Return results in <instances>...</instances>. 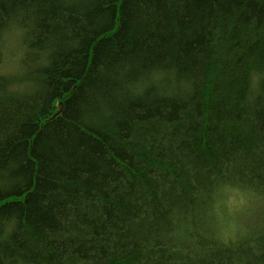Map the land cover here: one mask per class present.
I'll use <instances>...</instances> for the list:
<instances>
[{
	"label": "trees",
	"instance_id": "16d2710c",
	"mask_svg": "<svg viewBox=\"0 0 264 264\" xmlns=\"http://www.w3.org/2000/svg\"><path fill=\"white\" fill-rule=\"evenodd\" d=\"M0 67V264H264V0H0Z\"/></svg>",
	"mask_w": 264,
	"mask_h": 264
},
{
	"label": "rangeland",
	"instance_id": "374dc122",
	"mask_svg": "<svg viewBox=\"0 0 264 264\" xmlns=\"http://www.w3.org/2000/svg\"><path fill=\"white\" fill-rule=\"evenodd\" d=\"M246 196L240 191H234L225 198V207L228 217L234 215L235 220L238 218L245 219V215L250 212L248 211V206H253L251 203H249V201H243L244 197Z\"/></svg>",
	"mask_w": 264,
	"mask_h": 264
},
{
	"label": "snow or ice",
	"instance_id": "6c2138e0",
	"mask_svg": "<svg viewBox=\"0 0 264 264\" xmlns=\"http://www.w3.org/2000/svg\"><path fill=\"white\" fill-rule=\"evenodd\" d=\"M5 75V72L3 71L2 67H0V76ZM2 207V205H0ZM7 227V219L6 218H0V231L5 229Z\"/></svg>",
	"mask_w": 264,
	"mask_h": 264
}]
</instances>
